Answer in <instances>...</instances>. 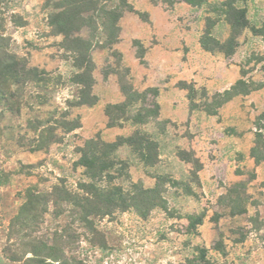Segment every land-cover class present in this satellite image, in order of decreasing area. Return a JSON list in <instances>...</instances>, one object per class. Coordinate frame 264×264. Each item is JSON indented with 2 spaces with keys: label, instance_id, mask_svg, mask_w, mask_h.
I'll list each match as a JSON object with an SVG mask.
<instances>
[{
  "label": "rangeland",
  "instance_id": "1",
  "mask_svg": "<svg viewBox=\"0 0 264 264\" xmlns=\"http://www.w3.org/2000/svg\"><path fill=\"white\" fill-rule=\"evenodd\" d=\"M60 1L0 7L8 51L46 79L22 87L11 110L0 108V264H25L42 241L81 264H264V161L251 152L256 133L264 142V0H232L247 19L236 33L225 0H125L133 11L122 0H97L101 12L75 34L91 44V105L73 82L76 55L50 24ZM102 11L121 12L118 30ZM207 35L209 46L234 36L233 54L204 50ZM238 80V94L216 107L215 95ZM123 87L157 94L127 103ZM134 135L156 143L153 161L123 144L97 185L126 198L156 194L90 223L53 202L55 186L83 194L80 184L91 182L78 165L88 142ZM27 191L46 200L37 219L18 224Z\"/></svg>",
  "mask_w": 264,
  "mask_h": 264
},
{
  "label": "trees",
  "instance_id": "2",
  "mask_svg": "<svg viewBox=\"0 0 264 264\" xmlns=\"http://www.w3.org/2000/svg\"><path fill=\"white\" fill-rule=\"evenodd\" d=\"M5 0H0V7ZM186 4L197 7L201 6L205 0H183ZM232 0H225L221 4V11L225 15L228 25L233 33L247 26L245 10L237 8L233 5ZM123 6L129 11L133 9L122 0ZM57 13L50 16V24L54 30L63 36L69 43L68 49L72 51L76 57L74 59L75 66L81 72L73 76V82L82 86L81 104H94L95 97L90 95L93 78L91 75L93 62L90 57L91 44L82 38L75 36L84 27L93 24L94 15L101 12L97 6V0H61L53 5ZM110 23L113 31L118 30L116 23L121 17V12L102 11ZM99 16V15H98ZM99 18V17H96ZM105 28L106 21L102 22ZM115 33V32H114ZM111 33V36L114 35ZM209 36L200 38L201 47L209 52L214 50L221 51L225 56L233 54L236 45L234 36H231L224 44L212 41L209 46ZM9 39L4 35L3 19L0 13V108L1 111L11 110L13 100L17 98V92L21 90L27 83L40 84L46 82L44 78L45 72L38 70L36 67H28L27 62L23 59L16 58L15 55L8 51ZM242 80H238L229 90L215 95L216 107L230 100L234 95L238 94V88L243 85ZM123 93L126 95L127 103H133L137 98L151 91L154 95L157 90L148 89L144 93H138L131 87H123ZM189 101L193 99V89L190 88L187 93ZM119 107V106H117ZM158 109V105H155ZM154 110L155 115L158 111ZM0 111V112H1ZM2 114H0V120ZM127 144L137 151L140 158L151 163L153 154L156 149V143L145 139V137L134 135L128 138H117L112 143H102L99 141H90L80 151V159L78 165L84 168L86 176L91 180L90 183L80 184L79 189L83 194H75L69 192L62 184L52 189L50 197L53 202H66L77 209L75 214L79 220L90 223L91 217L109 215L115 209H124L134 205L137 202H143L150 196L156 194L155 190H140L134 197L126 198L120 189L100 188L97 183L102 180L104 174L109 175L114 167V161L110 159V155L114 153L120 146ZM252 156L257 163L264 161V142L261 133H256L255 145L252 148ZM95 182V183H94ZM25 202L21 206L18 215L15 217L16 223L25 224L29 219H37L39 215V205L46 200L45 197L33 194L27 191ZM41 211V210H40ZM201 219H196V224H200ZM194 224V223H193ZM31 257L26 259L25 264H81L75 257L67 256L61 249L54 245H48L45 242L32 247ZM9 260L17 261V257L11 255Z\"/></svg>",
  "mask_w": 264,
  "mask_h": 264
}]
</instances>
